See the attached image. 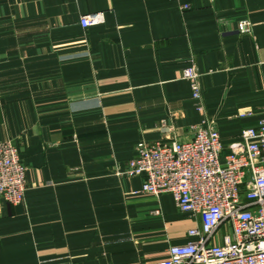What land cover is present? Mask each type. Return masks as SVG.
Returning a JSON list of instances; mask_svg holds the SVG:
<instances>
[{
  "label": "crops",
  "instance_id": "1",
  "mask_svg": "<svg viewBox=\"0 0 264 264\" xmlns=\"http://www.w3.org/2000/svg\"><path fill=\"white\" fill-rule=\"evenodd\" d=\"M89 14L103 22L82 28ZM262 118L264 0H0V143L26 182L0 200V264L167 260L196 223L124 175L137 143L210 120L228 147Z\"/></svg>",
  "mask_w": 264,
  "mask_h": 264
},
{
  "label": "built area",
  "instance_id": "2",
  "mask_svg": "<svg viewBox=\"0 0 264 264\" xmlns=\"http://www.w3.org/2000/svg\"><path fill=\"white\" fill-rule=\"evenodd\" d=\"M102 22V15L89 14L81 17L80 26ZM237 31L250 34V23L239 22ZM198 78L192 66L184 69L183 79L203 115ZM189 130L192 138L186 142L140 141L124 172L144 178L142 193L170 195L178 211L196 223L187 231L190 240L170 246L168 259L157 264H264V118L242 130L228 147L210 120ZM25 190V167L16 145L0 143V200L18 205Z\"/></svg>",
  "mask_w": 264,
  "mask_h": 264
},
{
  "label": "rangeland",
  "instance_id": "3",
  "mask_svg": "<svg viewBox=\"0 0 264 264\" xmlns=\"http://www.w3.org/2000/svg\"><path fill=\"white\" fill-rule=\"evenodd\" d=\"M219 233L222 234L223 233V230H221Z\"/></svg>",
  "mask_w": 264,
  "mask_h": 264
}]
</instances>
